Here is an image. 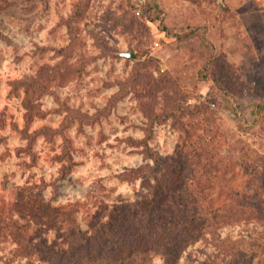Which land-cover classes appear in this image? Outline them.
Instances as JSON below:
<instances>
[{
  "label": "rangeland",
  "instance_id": "rangeland-1",
  "mask_svg": "<svg viewBox=\"0 0 264 264\" xmlns=\"http://www.w3.org/2000/svg\"><path fill=\"white\" fill-rule=\"evenodd\" d=\"M191 198L149 264H264V0H0V264Z\"/></svg>",
  "mask_w": 264,
  "mask_h": 264
},
{
  "label": "trees",
  "instance_id": "trees-1",
  "mask_svg": "<svg viewBox=\"0 0 264 264\" xmlns=\"http://www.w3.org/2000/svg\"><path fill=\"white\" fill-rule=\"evenodd\" d=\"M187 202L189 205L165 207L166 215L172 218V221H166V215L163 222L157 219L158 222L155 223L158 225L155 226H160L159 231L156 230L155 236L150 234L147 241H144L145 230L134 217V209L126 205L116 206L111 218L91 235L87 236L74 228L70 240H67V249H60L56 253L48 246L45 258H40V264H149L157 254L165 256V262L168 263L175 255L170 243L176 245L180 240L189 239L195 233L200 236L213 225L208 224L206 211L202 206L197 205L192 198ZM180 214L181 219L178 218ZM185 218L189 219L188 228L185 221L180 222ZM213 218L216 220L215 215L211 219ZM221 219L222 217L218 222Z\"/></svg>",
  "mask_w": 264,
  "mask_h": 264
},
{
  "label": "water",
  "instance_id": "water-1",
  "mask_svg": "<svg viewBox=\"0 0 264 264\" xmlns=\"http://www.w3.org/2000/svg\"><path fill=\"white\" fill-rule=\"evenodd\" d=\"M125 56H128V55H126V54H124Z\"/></svg>",
  "mask_w": 264,
  "mask_h": 264
}]
</instances>
